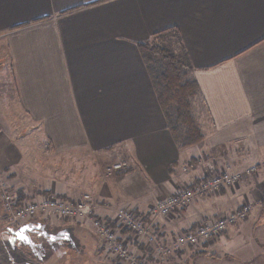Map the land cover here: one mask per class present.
I'll return each instance as SVG.
<instances>
[{
	"label": "crops",
	"instance_id": "obj_1",
	"mask_svg": "<svg viewBox=\"0 0 264 264\" xmlns=\"http://www.w3.org/2000/svg\"><path fill=\"white\" fill-rule=\"evenodd\" d=\"M167 28L177 31L198 86L192 99L203 109L202 117L197 113L203 138L188 146L171 134L138 47ZM0 44L5 53L0 72L6 69L13 91L12 98L3 96L11 112L2 120L1 151L14 137L20 156L35 148L52 155L126 148L131 168L116 179L102 175L94 182L98 215L129 207L147 218L150 207L184 181L206 178L211 160L203 168L197 162L207 155V144L241 143L251 154L237 166L254 165L258 186L252 188L264 187V0H0ZM3 101L0 96V109ZM183 165L194 174L185 178ZM51 184L46 190L64 199L72 201L69 196L77 193ZM241 188L243 201L237 191L204 193L173 210V219L181 215L178 223L157 218L151 228L165 239L215 219L231 204L244 203ZM235 226L228 227L226 238L240 228ZM262 226H254L257 234L240 231L241 239L249 236L261 246ZM87 236H80L85 244Z\"/></svg>",
	"mask_w": 264,
	"mask_h": 264
},
{
	"label": "rangeland",
	"instance_id": "obj_2",
	"mask_svg": "<svg viewBox=\"0 0 264 264\" xmlns=\"http://www.w3.org/2000/svg\"><path fill=\"white\" fill-rule=\"evenodd\" d=\"M155 43L177 55L181 52L179 44L171 38L170 34H164V37L162 36L159 39H155ZM3 54H5L4 48H2L0 44V56L2 55L0 58H4ZM3 71L6 72V69H3ZM3 71L2 73L0 72L1 101H3V96L7 98H12L13 96L12 85L5 81L6 79H4L5 76ZM2 104L5 107L4 109H0V134L3 133L4 129L2 120L7 119L8 112H11V108H8L9 101H6V105L4 101ZM202 110L200 102H196L192 99L191 111L198 126L200 125L201 119H197V113L202 117ZM2 112L4 113L3 117ZM29 142L35 145L37 141L32 138L29 139ZM12 143H14V145H12ZM203 144H206L205 140ZM5 145L7 147L2 151L0 150V264H138L140 259H144V264H264V226H262L261 232H259L257 236V241H259L261 246L258 245L257 247L249 236H246L244 240L240 237L243 235L240 234V231L244 230L242 232H245L247 235L257 224H264V201L262 199L264 198V187H255L257 189L256 191L252 188L253 185H255V181H257L255 179L256 169L254 165L245 164V167H241L243 165L240 159H243V157H250L249 154H251L248 149L242 148L241 143L239 145H237L236 142L231 144L233 149L230 147V144L224 145L222 148L219 146L209 148L210 146L207 144V155L198 156L201 161L197 162L198 164L196 163L197 166L203 168L206 165V161L211 160V167H209L208 164L205 167V169L207 168V173L204 175L206 177L214 171L238 174L240 176L237 183L229 187L230 189L228 188L229 190L223 191L220 189L216 193L208 192L209 195L214 196L226 191L230 193H232V191H237V195H239L243 201V189H239L242 185H244V190L247 194V199L244 203L240 201V205L237 203L236 205L235 203L234 205L231 204V207L226 211H220L215 219H203L196 224L211 223L221 217L235 213V216L230 219L226 229L219 237L217 236L207 241L205 246H203V244L196 246L185 245L181 247V249H175L173 245L174 236L186 229L177 231L176 234L171 232L165 239H163V237L161 238V235L156 233L157 229H153L151 226L147 235L143 236L137 235L138 233L134 231H130V233L126 232L123 240L127 249L131 251L132 258L124 262L121 261L117 255H114V253L108 250L109 247H112V243L104 236L96 233V229L93 228L90 223L89 218H92L90 215L84 217L86 219H78L83 220L82 223L65 219L62 220L54 216H40L37 218L38 221H36L38 223V231L35 232L36 227L34 228V226L29 224L27 226L26 223L28 221L23 223L24 221L21 220L22 224L16 227L17 224L21 222L13 221L11 212L4 206V201L8 200L6 196L9 193L14 199L22 195L26 200H39L46 196L61 197L54 191L51 192L46 190L50 188V184L53 182V184H57L58 187H72L73 191L77 193H75L74 197L69 196V198L76 200L75 202L88 196L86 201L91 204L94 210V204H99L95 201L97 196L94 194V182L95 180L99 182L100 179L96 178H99V176L102 178L106 175L111 179H116L131 168L130 164L127 162V150L124 145H113L106 150L94 153L87 150L85 153H79L78 155L72 153L61 155L54 153L52 155L50 153H45L44 149L40 148L39 150L35 148V153L30 156H28L29 153L20 156L18 147V145L20 146V140L18 138L16 141L14 137L11 141H7ZM25 147L28 150V145ZM216 148L220 151L215 152L214 149ZM6 149L8 153L4 152ZM243 153L245 154L242 155ZM218 154H220L221 157H217ZM227 154L230 157L225 158ZM205 157H208V159L206 160ZM116 164L121 165L119 169L115 168L114 165ZM186 164H188V162ZM182 168L185 178L194 174L191 172V169H194L191 166L183 165ZM30 175L31 177H29ZM188 181L190 182L191 180ZM258 181L261 180L258 179ZM248 183H251V185L247 186ZM183 184H185V186ZM186 184L187 181H184L181 188L193 186L195 183ZM198 197L200 196H193L191 201H196ZM261 199L263 201V214L261 218L258 219L257 214H259L261 210L260 206L262 205L260 203L262 202ZM100 205L102 206L103 203ZM244 206L247 207V210L244 216L240 217L237 212L242 208L244 209ZM118 210H116L115 213ZM135 213L139 214L138 211H135ZM94 214L97 213L94 212ZM172 217L173 216H170L169 218L171 219H168V224L170 226H172L173 223H178L181 215L176 216L174 219ZM158 219L161 220L162 217ZM156 220L157 218L153 221L155 222ZM255 220H257V222ZM145 221L149 224V219L147 220L146 217ZM235 224L240 226V228L235 226ZM196 225L194 227H196ZM233 225L239 229L233 231L232 235L226 238L224 235L228 227ZM112 226L119 230L122 228L121 226L117 227V225L113 223ZM194 227L189 229H194ZM116 228L114 229L118 231ZM23 230H29L25 232L28 237L27 241L17 239L18 233ZM251 232L257 234V230L255 229ZM82 233L88 235L86 237L89 240L86 241L88 244H85L84 238L80 237ZM253 237L254 240H256L255 236ZM95 240L100 242L99 248L95 245ZM201 249L212 252L213 256H209L208 253L199 255L198 251Z\"/></svg>",
	"mask_w": 264,
	"mask_h": 264
},
{
	"label": "built area",
	"instance_id": "obj_3",
	"mask_svg": "<svg viewBox=\"0 0 264 264\" xmlns=\"http://www.w3.org/2000/svg\"><path fill=\"white\" fill-rule=\"evenodd\" d=\"M119 169L120 164L114 165ZM113 166V167H114ZM238 174H228L226 172H212L208 176L190 187L177 189L174 193L165 196L155 202L149 209V213L146 219H149V224L145 221V217L140 213L137 214L131 208H121L114 215L100 216L94 214V210L86 200L88 196L83 197L80 201H70L64 198L56 196H46L42 199H24L22 204L13 207L14 198L12 195L7 194L4 201L5 208L11 212L12 220L16 222L25 221L27 219L36 218L38 216L56 217L62 220L76 221L78 219H86L84 217L91 216L89 218L91 225L96 229V233L104 236L112 243V247H107L114 255H117L121 261H128L132 258L131 251L127 249L124 244V235L120 234V230L117 227L121 226L124 229L134 231L137 235H147L151 223L156 218H168L173 214V210L176 207L186 206L193 196L203 195L204 193L217 192L221 188H229L235 185L239 179ZM13 198V199H11ZM247 207L244 206L239 210L238 216H244ZM235 216V213H231L227 216L221 217L211 223H203L196 225L194 229H186L183 232L174 236L173 245L175 249H181L185 245H201L207 243L213 239V237L219 236L227 227V223ZM146 222V224H145ZM114 228L118 229L116 231ZM140 259V258H139ZM144 259H140L138 264H144Z\"/></svg>",
	"mask_w": 264,
	"mask_h": 264
},
{
	"label": "trees",
	"instance_id": "obj_4",
	"mask_svg": "<svg viewBox=\"0 0 264 264\" xmlns=\"http://www.w3.org/2000/svg\"><path fill=\"white\" fill-rule=\"evenodd\" d=\"M164 34H170L171 38L179 44L181 49L182 45L179 43L180 38L174 28H167L154 33V38L150 42L139 44L138 47L141 57L149 71L159 105L165 114L167 126L171 134L175 136L177 140L180 139L179 143L181 146H188L201 141L203 138V134L191 111V100L198 94V86L190 75L192 67L182 52L177 55L155 43V39H159L162 36L164 37ZM23 200L24 198L22 195L15 197L12 206L17 207L21 205ZM38 217L27 219L23 223L28 221L26 223L27 226L29 224L34 226V228L36 227L35 232H37L38 223L36 221H38ZM82 221L83 220H77L75 222L82 223ZM20 224H22V222L17 224L16 227L20 226ZM120 230L121 235L129 232L124 228ZM202 244L205 246L207 243ZM205 253H208L209 256H213L212 252H208L205 249L198 251L199 255Z\"/></svg>",
	"mask_w": 264,
	"mask_h": 264
},
{
	"label": "snow or ice",
	"instance_id": "obj_5",
	"mask_svg": "<svg viewBox=\"0 0 264 264\" xmlns=\"http://www.w3.org/2000/svg\"><path fill=\"white\" fill-rule=\"evenodd\" d=\"M26 231H29V230H23V231H21L20 233H18V235H17V239H18V240H21V241H27L28 237H27V235L25 234Z\"/></svg>",
	"mask_w": 264,
	"mask_h": 264
}]
</instances>
